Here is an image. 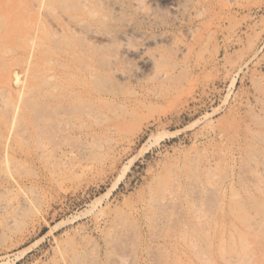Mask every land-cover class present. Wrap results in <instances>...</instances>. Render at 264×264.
<instances>
[{"label": "rangeland", "instance_id": "374dc122", "mask_svg": "<svg viewBox=\"0 0 264 264\" xmlns=\"http://www.w3.org/2000/svg\"><path fill=\"white\" fill-rule=\"evenodd\" d=\"M0 264H264V0H0Z\"/></svg>", "mask_w": 264, "mask_h": 264}, {"label": "bare ground", "instance_id": "6f19581e", "mask_svg": "<svg viewBox=\"0 0 264 264\" xmlns=\"http://www.w3.org/2000/svg\"><path fill=\"white\" fill-rule=\"evenodd\" d=\"M134 6L136 7V8H139V6H140V2H135L134 3ZM31 102V101H30ZM36 105V104H35ZM28 107V106H27ZM38 107V106H37ZM25 108V107H24ZM30 110V109H29ZM38 110H39V108H38ZM8 111V110H7ZM18 111V110H17ZM38 112V111H37ZM43 112V111H42ZM32 113V110L30 111V114ZM43 114V113H42ZM32 115H30V117H31ZM40 116H42V115H40ZM16 117V116H15ZM37 117H39V116H37ZM22 119V118H21ZM20 119V120H21ZM41 119H43V118H41ZM16 121H17V119H15ZM35 120V119H34ZM24 121V120H23ZM40 121V120H39ZM13 124H15V122L13 123ZM20 124H22V123H20ZM16 125V124H15ZM15 125L13 126V128L15 127ZM24 125V124H23ZM36 125H37V122H36ZM22 126V125H21ZM17 127H18V124H17ZM37 127H38V125H37ZM19 128V127H18ZM39 128V127H38ZM16 129V128H15ZM10 130H11V128H10ZM11 131H14V129H12ZM35 131H37L38 132V129H36ZM40 131V130H39ZM15 133V132H14ZM37 136H42V135H37ZM39 140H40V138H39ZM43 141H41V143H42ZM40 143V142H39ZM44 143V142H43ZM160 207V206H159ZM199 213V212H198ZM200 214V213H199Z\"/></svg>", "mask_w": 264, "mask_h": 264}]
</instances>
